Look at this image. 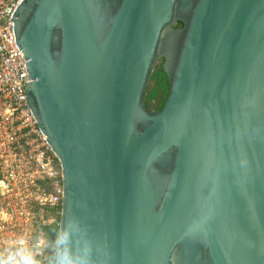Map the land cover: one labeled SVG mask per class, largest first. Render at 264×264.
I'll use <instances>...</instances> for the list:
<instances>
[{"label":"water","instance_id":"1","mask_svg":"<svg viewBox=\"0 0 264 264\" xmlns=\"http://www.w3.org/2000/svg\"><path fill=\"white\" fill-rule=\"evenodd\" d=\"M11 22L62 172L50 264H264V0H23Z\"/></svg>","mask_w":264,"mask_h":264},{"label":"built area","instance_id":"2","mask_svg":"<svg viewBox=\"0 0 264 264\" xmlns=\"http://www.w3.org/2000/svg\"><path fill=\"white\" fill-rule=\"evenodd\" d=\"M22 1L0 0V264H50L62 172L24 97L31 79L11 22Z\"/></svg>","mask_w":264,"mask_h":264},{"label":"trees","instance_id":"3","mask_svg":"<svg viewBox=\"0 0 264 264\" xmlns=\"http://www.w3.org/2000/svg\"><path fill=\"white\" fill-rule=\"evenodd\" d=\"M182 27L181 23H177L174 28ZM162 60L154 66L153 71L148 78V85L145 89L143 101L147 110L159 111L168 94V82L161 68ZM47 238L50 243H57L58 227L46 229Z\"/></svg>","mask_w":264,"mask_h":264},{"label":"rangeland","instance_id":"4","mask_svg":"<svg viewBox=\"0 0 264 264\" xmlns=\"http://www.w3.org/2000/svg\"><path fill=\"white\" fill-rule=\"evenodd\" d=\"M158 63H159V60L156 62V64H158ZM156 64H155V65H156Z\"/></svg>","mask_w":264,"mask_h":264}]
</instances>
